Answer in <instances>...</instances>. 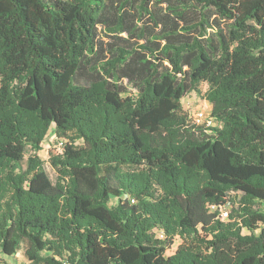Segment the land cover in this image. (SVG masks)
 <instances>
[{
  "label": "trees",
  "instance_id": "obj_1",
  "mask_svg": "<svg viewBox=\"0 0 264 264\" xmlns=\"http://www.w3.org/2000/svg\"><path fill=\"white\" fill-rule=\"evenodd\" d=\"M20 253L264 264V0H0V259Z\"/></svg>",
  "mask_w": 264,
  "mask_h": 264
},
{
  "label": "rangeland",
  "instance_id": "obj_2",
  "mask_svg": "<svg viewBox=\"0 0 264 264\" xmlns=\"http://www.w3.org/2000/svg\"><path fill=\"white\" fill-rule=\"evenodd\" d=\"M201 89L205 91L207 89V85L203 84L201 86ZM182 105L184 111L188 114L189 117H193L194 114L198 111H205L209 112L211 111V104L206 101L201 95H198L196 93H191L187 95L182 100ZM53 127L49 130L47 136L45 137L44 142L42 143L41 149L36 152L35 154L40 158L42 162L45 163V168L50 175V177L54 180L56 178V173L53 170V168L49 164V158L51 152H62L63 148L65 147L66 143H68L69 140L65 138H59L53 133ZM30 154V152L28 153ZM247 233L246 231L244 232ZM180 244V240H175L174 246L167 250V255H171L175 252L176 247ZM1 264H3L4 261L8 262L9 264H24L27 262L26 258L24 257L23 253L18 254L15 258L12 259H0Z\"/></svg>",
  "mask_w": 264,
  "mask_h": 264
},
{
  "label": "built area",
  "instance_id": "obj_3",
  "mask_svg": "<svg viewBox=\"0 0 264 264\" xmlns=\"http://www.w3.org/2000/svg\"><path fill=\"white\" fill-rule=\"evenodd\" d=\"M192 118L198 124H207L209 126L217 125L216 119L211 116V111H209L208 113L205 111H198L194 114ZM228 217H229V210L223 211L222 218L228 219ZM161 237H163V235H161Z\"/></svg>",
  "mask_w": 264,
  "mask_h": 264
}]
</instances>
